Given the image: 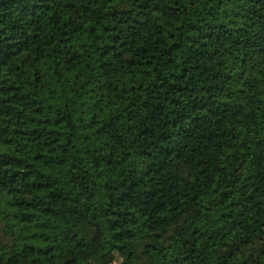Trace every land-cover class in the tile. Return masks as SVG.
<instances>
[{
    "label": "trees",
    "instance_id": "16d2710c",
    "mask_svg": "<svg viewBox=\"0 0 264 264\" xmlns=\"http://www.w3.org/2000/svg\"><path fill=\"white\" fill-rule=\"evenodd\" d=\"M264 264V0H0V264Z\"/></svg>",
    "mask_w": 264,
    "mask_h": 264
},
{
    "label": "rangeland",
    "instance_id": "374dc122",
    "mask_svg": "<svg viewBox=\"0 0 264 264\" xmlns=\"http://www.w3.org/2000/svg\"><path fill=\"white\" fill-rule=\"evenodd\" d=\"M28 264H36V258H34V257L29 258Z\"/></svg>",
    "mask_w": 264,
    "mask_h": 264
}]
</instances>
